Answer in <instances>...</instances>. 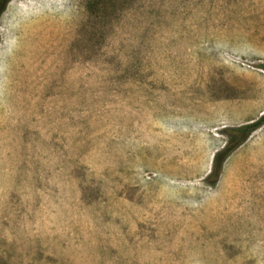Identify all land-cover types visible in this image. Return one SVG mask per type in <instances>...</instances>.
I'll list each match as a JSON object with an SVG mask.
<instances>
[{
  "label": "rangeland",
  "instance_id": "obj_1",
  "mask_svg": "<svg viewBox=\"0 0 264 264\" xmlns=\"http://www.w3.org/2000/svg\"><path fill=\"white\" fill-rule=\"evenodd\" d=\"M264 0H10L0 264H264Z\"/></svg>",
  "mask_w": 264,
  "mask_h": 264
},
{
  "label": "trees",
  "instance_id": "obj_2",
  "mask_svg": "<svg viewBox=\"0 0 264 264\" xmlns=\"http://www.w3.org/2000/svg\"><path fill=\"white\" fill-rule=\"evenodd\" d=\"M9 1L10 0H0V17L4 12L5 7ZM263 125L264 114L259 119L250 124H246L244 126L232 128L229 130L232 135L233 142L231 145L226 146L225 148H223V150L218 151L213 155L211 170L207 176L208 180H212L211 183H213L218 177L222 164L225 158L231 153V151L237 146H239L241 143H243L252 132H254Z\"/></svg>",
  "mask_w": 264,
  "mask_h": 264
}]
</instances>
